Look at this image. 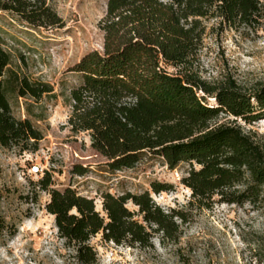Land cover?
I'll list each match as a JSON object with an SVG mask.
<instances>
[{"label": "trees", "instance_id": "trees-1", "mask_svg": "<svg viewBox=\"0 0 264 264\" xmlns=\"http://www.w3.org/2000/svg\"><path fill=\"white\" fill-rule=\"evenodd\" d=\"M0 12L36 29L61 24L46 0H0ZM210 20L212 30H255L264 23V0H106L103 50L86 53L72 70L80 81L66 96L67 126L86 132L111 170L133 168L144 156L162 158L171 170L187 164L180 183L190 192L189 206H257L264 201V136L241 123L264 116V83L246 88L230 74L212 80L198 74L195 62ZM11 60L0 45V146L34 152L43 138L37 123L46 117L43 106L37 114L32 106L56 94L50 83L12 69ZM8 94L34 102L25 103V117L13 114ZM51 185L45 171L37 181L49 194L45 209L81 264L95 261L89 240L97 234L146 247L152 233L178 242L187 222L184 207L164 210L148 191L105 192L100 212L92 198ZM166 187L151 183L157 193Z\"/></svg>", "mask_w": 264, "mask_h": 264}, {"label": "rangeland", "instance_id": "rangeland-1", "mask_svg": "<svg viewBox=\"0 0 264 264\" xmlns=\"http://www.w3.org/2000/svg\"><path fill=\"white\" fill-rule=\"evenodd\" d=\"M46 1L60 18V26L36 29L0 12V45L11 55L10 67L50 83L56 94L38 104L8 94L16 117H25V103L32 102L36 114L38 105L44 107L46 119L37 123L43 138L36 151L0 146V264H81L75 246L59 235L54 216L45 209L49 194L37 186L45 171L51 176V188L70 187L92 198L100 212V196L105 192L119 196L143 191L164 210L187 211L176 243L162 240L159 233H152L146 247L104 241L100 234L91 237L89 245L96 253L91 264H264V201L257 206H189L190 192L180 183L187 164L171 170L162 158L144 156L133 168L111 170L91 148L86 132L70 131L66 96L80 81L72 70L86 53L103 50L100 20L106 0ZM206 24L195 62L198 74L206 80L230 74L246 88L264 83V23L255 30L223 31L211 29L213 20ZM166 69L176 72L171 66ZM241 125L264 136V116ZM79 167L85 170L82 175L74 172ZM152 182L167 187L157 193ZM126 205L136 210L130 202Z\"/></svg>", "mask_w": 264, "mask_h": 264}]
</instances>
